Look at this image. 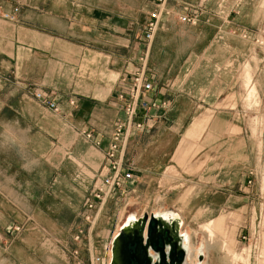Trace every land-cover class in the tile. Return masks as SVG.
Instances as JSON below:
<instances>
[{"label":"crops","instance_id":"0c3cea01","mask_svg":"<svg viewBox=\"0 0 264 264\" xmlns=\"http://www.w3.org/2000/svg\"><path fill=\"white\" fill-rule=\"evenodd\" d=\"M180 1L198 0H168L172 13L146 43V16L136 29L94 10L88 0H0L5 10L18 8L14 20L0 19V264H71L63 249L71 251L76 244L87 264L85 246L72 235L83 223L84 198L104 168L121 115L115 93L129 84L144 54L152 83L145 94L152 126L128 138L124 169L132 177L100 216L121 218L132 203L121 206V200L138 198L140 188L159 192V175L190 149L188 140L202 131L207 110L213 108L209 122H237L231 107L215 104L232 102L241 89L233 81L235 66L259 50L233 32L245 26L240 12L227 13L230 0L224 5L210 0L213 13L201 14L194 25L177 19ZM36 91L45 92L58 110L38 100ZM203 172L193 176L187 203L193 202L199 218H211L218 173L204 178ZM163 195L161 204L182 219L184 201L179 195L170 199L169 191ZM13 225L22 226L14 231ZM97 233L104 238L109 229ZM94 251L109 258V251Z\"/></svg>","mask_w":264,"mask_h":264},{"label":"rangeland","instance_id":"374dc122","mask_svg":"<svg viewBox=\"0 0 264 264\" xmlns=\"http://www.w3.org/2000/svg\"><path fill=\"white\" fill-rule=\"evenodd\" d=\"M88 1L94 10L103 11L111 20L127 21L126 24L136 29L153 6L151 0ZM231 3L232 10L227 13L235 15L240 12L238 18L244 21L246 27L238 30L240 32L237 30L233 32L241 37V30H245L264 38V0H230ZM206 6L213 8L210 0L206 1ZM259 46H256L259 53L240 60L235 66L237 70L234 71L233 81L239 84L241 89L232 94V102L220 104L218 101L215 104L216 107H231L237 122H209L214 118L211 117L213 108L207 110V120L203 123L202 131L195 138L188 140L191 144L187 147L190 149L180 158H172V164L159 175L158 189L162 191L156 192L157 188L152 187L147 190L140 188L137 193L138 198L121 200V206H125L128 201L132 202L126 205L124 213L149 214L151 211L167 208L166 204L160 202V196L163 197L166 191H169L170 199L179 195L180 201H184L181 204L185 205L182 228L190 233L194 246L203 244L204 253L199 256L203 264H258L264 259V253L262 254L260 249L261 244L264 243V46ZM246 65L250 68L251 82L256 87L254 97L252 96L255 99L252 101L251 97V101L248 102L244 100L245 86L242 79ZM203 170L204 178L209 173H218L217 210L211 211V218H199L201 213L191 210L193 202L187 203L188 198L191 199L193 194L192 178ZM178 178L181 179L177 180ZM108 215L98 218L90 235L92 245L99 250L104 244L106 251L111 234L121 219L113 220L110 215L108 218ZM26 221H31V218L26 217ZM82 222L76 228L85 225L83 220ZM206 223H211V232L201 229ZM104 224L106 229H109V235L101 238L102 233L99 234L97 231L105 227ZM16 226L20 229L22 225H13L10 229L18 231L19 229H15ZM37 229L41 233L45 231L42 227ZM76 247L73 246L71 251L64 249L63 251L71 264L73 261V264H83L78 253H73ZM106 252L108 253V250ZM104 261L106 262V259Z\"/></svg>","mask_w":264,"mask_h":264},{"label":"built area","instance_id":"2783aa9c","mask_svg":"<svg viewBox=\"0 0 264 264\" xmlns=\"http://www.w3.org/2000/svg\"><path fill=\"white\" fill-rule=\"evenodd\" d=\"M206 1H180L183 11L177 13V19L183 23L197 24L201 14L211 15L213 13V9L206 6ZM223 1L218 0V4H222ZM167 2L168 0H152L153 6L147 11L146 19L142 26V36L146 43H149L153 39L162 18L172 13L171 9L167 6ZM17 10V7H13L11 10H5L0 7V19L7 21L14 20ZM241 37L249 39L256 46H264V38L258 36V34L243 30ZM140 61L141 64L132 73L129 84L115 93L114 106L121 115L115 120L112 129L105 152L104 168H100L88 195L83 201L80 217L85 222V225L79 226L73 233V240L85 245L88 256L87 264H109V258L106 259L100 253H95V247L91 243L90 235L108 199L114 194L122 192L126 182L132 177L131 172L124 169V154L128 138L136 132L143 131L152 126V123L149 122L151 117L147 112L149 104L145 99V94L152 90L151 80L146 74L145 54L140 57ZM34 96L44 102L51 110H58L57 104L45 92L36 91L34 92ZM86 136L89 137L90 134L86 133ZM15 229H19V226H16ZM111 240L110 237L106 251H110ZM101 248L105 250L106 246L103 244ZM73 253L77 254L78 250L74 249ZM104 259H106V262Z\"/></svg>","mask_w":264,"mask_h":264},{"label":"water","instance_id":"95a60500","mask_svg":"<svg viewBox=\"0 0 264 264\" xmlns=\"http://www.w3.org/2000/svg\"><path fill=\"white\" fill-rule=\"evenodd\" d=\"M174 225L143 213L132 228L120 229L111 241L109 264H182L185 251Z\"/></svg>","mask_w":264,"mask_h":264},{"label":"bare ground","instance_id":"6f19581e","mask_svg":"<svg viewBox=\"0 0 264 264\" xmlns=\"http://www.w3.org/2000/svg\"><path fill=\"white\" fill-rule=\"evenodd\" d=\"M249 70H250V68L246 65L244 67V70L242 73V77H243L242 79H243V83L245 86V88H244L245 89L244 100H247L246 102L251 101V100L253 101V99H255V98H253L254 97L253 95L256 92L255 91L256 87L251 82V79H250ZM242 86H243V84H242ZM251 97H252V99H251ZM150 213H153L156 217L164 220L168 225H174V229L178 233V237H179L178 238V244L185 251V259H184L182 264H203L202 261L199 259V256L204 253L203 244L199 243L197 246H194L192 244L190 233L186 229L182 228V225H183L182 219L180 218V216L176 212L164 209V210H154V211H151ZM140 217H142V213H140V214H136L135 212L124 213L122 215L120 221L116 225V228H115V230L111 236V239L113 240V238L117 235V233L119 232L120 229L132 228L134 226V224L139 220ZM209 222H211V221H209ZM201 229H206L207 232H211L212 231L211 230V223L204 224L203 228H201ZM213 235H214V233H213ZM263 244L264 243L261 244L262 246L260 248L262 254L264 253V245ZM247 251L249 252V250H247ZM235 256H238V255H235ZM235 256H234V259H235ZM246 256H248V254H246ZM109 258H110V253H109ZM246 260H247V258L245 259V261ZM258 264H264V259L260 260Z\"/></svg>","mask_w":264,"mask_h":264}]
</instances>
